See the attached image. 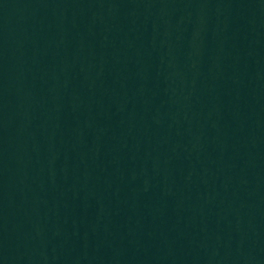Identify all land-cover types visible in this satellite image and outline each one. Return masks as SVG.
I'll return each mask as SVG.
<instances>
[{"label": "water", "instance_id": "95a60500", "mask_svg": "<svg viewBox=\"0 0 264 264\" xmlns=\"http://www.w3.org/2000/svg\"><path fill=\"white\" fill-rule=\"evenodd\" d=\"M0 264H264V0H0Z\"/></svg>", "mask_w": 264, "mask_h": 264}]
</instances>
